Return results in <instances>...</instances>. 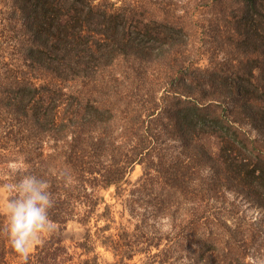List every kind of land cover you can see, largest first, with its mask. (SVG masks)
<instances>
[{
  "label": "trees",
  "instance_id": "trees-1",
  "mask_svg": "<svg viewBox=\"0 0 264 264\" xmlns=\"http://www.w3.org/2000/svg\"><path fill=\"white\" fill-rule=\"evenodd\" d=\"M205 1L219 42L180 13L194 0H0V184L19 156L54 199L27 264L264 257V0ZM5 224L0 264H21Z\"/></svg>",
  "mask_w": 264,
  "mask_h": 264
},
{
  "label": "clouds",
  "instance_id": "clouds-1",
  "mask_svg": "<svg viewBox=\"0 0 264 264\" xmlns=\"http://www.w3.org/2000/svg\"><path fill=\"white\" fill-rule=\"evenodd\" d=\"M7 168L12 179L0 184V214L7 220L3 231L21 264H27L32 249L42 241L43 235L56 230V224L49 216L54 205L53 194L46 179L27 172L21 157L10 159ZM60 175L71 182L68 173ZM251 260L252 264H264V257ZM185 264L191 262L185 260Z\"/></svg>",
  "mask_w": 264,
  "mask_h": 264
},
{
  "label": "rangeland",
  "instance_id": "rangeland-1",
  "mask_svg": "<svg viewBox=\"0 0 264 264\" xmlns=\"http://www.w3.org/2000/svg\"><path fill=\"white\" fill-rule=\"evenodd\" d=\"M112 2H118L119 0H110ZM180 13L183 11H189L191 14H194L196 19L200 18L199 27H198V39L199 42H219L220 37L225 29H221L220 25H222L221 20L219 18L213 17V12L210 9L206 8L205 0H194V2L190 5H185V3H180ZM173 142L169 143L171 146ZM142 175V167L140 165H136L134 170L130 175V181L133 184L138 180V178ZM113 189H110L107 192H101L104 197V200L107 204L113 205L114 218L117 222H120V215L118 212L121 211V206L119 201L117 202L112 196L111 193ZM258 211L250 208L246 210L245 215L251 220H255L257 218ZM2 215V214H1ZM6 218V217H5ZM129 218L128 213L125 214L123 223H126V219ZM7 222V220H6ZM84 233V228L81 224L76 221H71L67 224L66 230L64 231V240L67 246H70L72 250H74V246L80 241L82 234ZM45 235H43L44 237ZM42 237V238H43ZM39 244V243H38ZM37 244V245H38ZM34 248L32 249V251ZM31 251V252H32ZM101 256L107 260H112V255L109 252H105L103 249H99ZM138 259H135L133 263H137ZM131 263V264H133ZM138 264V263H137Z\"/></svg>",
  "mask_w": 264,
  "mask_h": 264
}]
</instances>
